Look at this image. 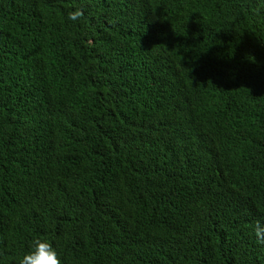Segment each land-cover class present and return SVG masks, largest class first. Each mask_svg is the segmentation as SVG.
Returning a JSON list of instances; mask_svg holds the SVG:
<instances>
[{"label":"trees","instance_id":"16d2710c","mask_svg":"<svg viewBox=\"0 0 264 264\" xmlns=\"http://www.w3.org/2000/svg\"><path fill=\"white\" fill-rule=\"evenodd\" d=\"M257 223L264 0H0V264H264Z\"/></svg>","mask_w":264,"mask_h":264},{"label":"clouds","instance_id":"9594fccd","mask_svg":"<svg viewBox=\"0 0 264 264\" xmlns=\"http://www.w3.org/2000/svg\"><path fill=\"white\" fill-rule=\"evenodd\" d=\"M81 15L82 12L77 10L76 12L69 13V19L76 20ZM254 232L258 242L264 244V225L257 223L254 227ZM20 256L22 258L19 264H62L61 258L52 244L40 238L34 239L31 250Z\"/></svg>","mask_w":264,"mask_h":264}]
</instances>
